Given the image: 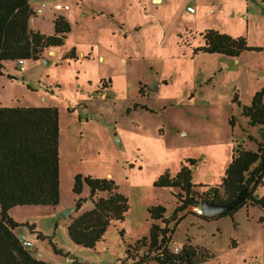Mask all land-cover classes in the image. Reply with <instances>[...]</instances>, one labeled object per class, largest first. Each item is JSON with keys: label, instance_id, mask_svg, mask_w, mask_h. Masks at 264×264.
<instances>
[{"label": "rangeland", "instance_id": "374dc122", "mask_svg": "<svg viewBox=\"0 0 264 264\" xmlns=\"http://www.w3.org/2000/svg\"><path fill=\"white\" fill-rule=\"evenodd\" d=\"M188 5L195 15L181 13ZM32 7L33 32L53 35L57 18L70 31L54 54L25 62L22 71L7 64L0 77V108L58 112L60 205L12 211L14 234L33 244L31 255L48 264H131L126 247L148 236L147 210L159 205L166 224H155L171 251L189 242L210 253L202 264H264L262 209L204 221L196 207L174 221L177 191L154 187L165 172L189 167L186 160L194 162L193 185H218L233 148L254 151L262 140V128L239 112L264 90V0H40ZM211 30L259 51L236 59L194 54ZM71 49L76 60H62ZM76 175L111 179L128 206L94 250L72 244L69 220L60 218L83 199L72 194ZM79 208L71 217L87 205Z\"/></svg>", "mask_w": 264, "mask_h": 264}, {"label": "trees", "instance_id": "16d2710c", "mask_svg": "<svg viewBox=\"0 0 264 264\" xmlns=\"http://www.w3.org/2000/svg\"><path fill=\"white\" fill-rule=\"evenodd\" d=\"M30 1L0 0V77L5 75L6 63L37 62L46 52L61 48L70 31L62 18L54 20L53 35L31 31L28 27L33 15ZM200 37L203 45L196 48L194 54L236 59L243 52L259 51L247 47L243 38L232 39L213 30ZM75 53L71 49L62 60L75 61ZM263 95L262 89L254 95L249 106L242 107L239 112V117L246 119L248 126L262 128L259 130L262 140L257 142L254 151L241 145L233 148L231 160L218 185H193L189 169L194 166L192 160L184 161L189 167H181L172 176L165 172L154 183L156 188L177 191L173 193L176 199L174 221L179 220L178 214L198 207L202 201L224 205L244 190L243 201L231 211L215 217H200L204 221L232 219L247 204L264 211V197L255 195L256 189L264 183ZM228 124L233 127V116ZM58 138L55 108H0V264H48L21 246L14 234L17 224L12 211L25 207L54 208L59 204ZM84 187L89 192L91 209L69 219L67 235L75 246L94 250L97 244L104 242V235L113 223L124 221L128 206L111 179L76 175L72 194L80 196ZM198 189L202 190L198 192ZM81 202L80 199L75 205L81 206ZM79 210L77 207L75 213ZM147 212L152 221L148 236L126 247L131 264H202L211 258L206 249L189 242L178 252L171 251L166 230L155 224H166L165 208L152 206Z\"/></svg>", "mask_w": 264, "mask_h": 264}, {"label": "water", "instance_id": "95a60500", "mask_svg": "<svg viewBox=\"0 0 264 264\" xmlns=\"http://www.w3.org/2000/svg\"><path fill=\"white\" fill-rule=\"evenodd\" d=\"M37 1H40V0H37ZM155 1H158V0H155ZM156 88H157V85H150L149 91H155ZM244 196H245V190L240 192L233 201L227 204L217 205V204H213L207 201H202L200 202L198 208L203 216L215 217V216L227 213L231 211L233 208H235L236 206H238L243 201ZM77 207L79 206L74 205L73 207H70L64 210L62 214L60 215V218L62 220H69L71 218V215L77 211Z\"/></svg>", "mask_w": 264, "mask_h": 264}, {"label": "crops", "instance_id": "0c3cea01", "mask_svg": "<svg viewBox=\"0 0 264 264\" xmlns=\"http://www.w3.org/2000/svg\"><path fill=\"white\" fill-rule=\"evenodd\" d=\"M159 2H161L162 0H158ZM37 3L38 1L37 0H34V2H32V0L30 1V8H31V10L33 11V9H34V7H32V5L34 4V3ZM188 6H190V7H192L191 5H188ZM194 13L193 14H191V13H188L187 11H186V7H185V10H182L183 12H181V13H185V14H189V16H191V15H195L196 13H197V11H196V8H194ZM39 12H40V10H39ZM28 27H29V29L32 31L33 29H31V27H30V20H29V24H28ZM40 32V31H39ZM51 34H52V32H51ZM50 33L48 34L49 36L51 35ZM55 51V50H54ZM52 52L53 54L55 53V52ZM7 64H10V63H6L5 64V67L7 66ZM246 149V148H245ZM73 181V180H72ZM263 181H264V178H263ZM264 185V184H263ZM258 189H259V187L256 189V191H255V195H257L258 197H264V196H259L257 193H258ZM75 196V195H74ZM83 197V201L81 202V205H83L84 203L87 205V208H85V210H82L80 213H78L77 215H79V214H81V213H83V212H85V211H89L90 209H91V205H90V196H89V192H88V189L86 188V187H84L83 188V190H82V193H81V195L80 196H76V197ZM59 205H60V202H59ZM58 205V206H59ZM75 205V201H72L67 207L68 208H70V207H72V206H74ZM66 207V206H65ZM65 207H63L62 209H64ZM67 208V209H68ZM250 208H254L253 206H250V205H245V206H243L241 209H246V210H248V209H250ZM257 209V208H256ZM264 212V211H263ZM261 214H263L264 215V213H261ZM76 215V216H77ZM12 216H13V214H12ZM75 217V216H74ZM68 225V224H67ZM22 241H28V240H22ZM40 258H42V257H40ZM36 259H39V258H36Z\"/></svg>", "mask_w": 264, "mask_h": 264}, {"label": "built area", "instance_id": "2783aa9c", "mask_svg": "<svg viewBox=\"0 0 264 264\" xmlns=\"http://www.w3.org/2000/svg\"><path fill=\"white\" fill-rule=\"evenodd\" d=\"M186 11L188 12V13H191V14H193L194 13V7H190V6H188V7H186ZM24 61H21V60H19V61H17L16 62V69L18 70V71H22V68H23V66H24ZM196 210V212H197V214L200 216V215H202L201 214V212H200V210H199V208H196L195 209ZM21 242V246L24 248V249H29V248H31L32 246H33V244L31 243V242H29V241H20Z\"/></svg>", "mask_w": 264, "mask_h": 264}]
</instances>
